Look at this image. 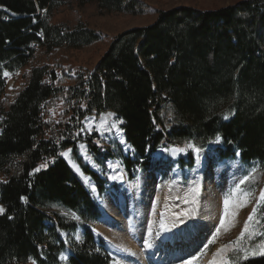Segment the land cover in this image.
<instances>
[{"label":"trees","instance_id":"1","mask_svg":"<svg viewBox=\"0 0 264 264\" xmlns=\"http://www.w3.org/2000/svg\"><path fill=\"white\" fill-rule=\"evenodd\" d=\"M149 11L142 0H0V264L114 261L93 230L100 205L61 155L70 149L98 192L107 190L79 156L88 115L123 121L133 158L97 135L88 145L101 166L120 160L129 179L150 171L162 147L189 141L206 148L217 136L219 159L239 153L243 164L264 170V0L159 9L151 25L116 34L90 74L73 68L69 52L103 39L91 27L95 14ZM6 72L16 75L15 98L6 94ZM241 264H264V256Z\"/></svg>","mask_w":264,"mask_h":264},{"label":"rangeland","instance_id":"2","mask_svg":"<svg viewBox=\"0 0 264 264\" xmlns=\"http://www.w3.org/2000/svg\"><path fill=\"white\" fill-rule=\"evenodd\" d=\"M142 1L151 7V11L139 15L95 14L90 19L91 27L102 29L103 39L92 46L69 52V61L76 71L84 74V76L90 74L107 50L110 40L116 34L131 28L151 25L157 17L155 11L159 9L193 6L202 11H211L227 7L241 0ZM93 8L92 5L87 6L86 12L91 14L94 11ZM6 73L8 74L5 75L7 81L6 94L15 98L18 90L15 85L16 75ZM173 112L170 104L166 105L162 112V115L167 117L168 123L173 117ZM121 121L114 113H105L99 117L86 116L81 121L82 128L79 133L82 135V141L78 143L79 156L84 164L107 181V191L100 195L98 191V194L94 192L92 186L95 189L96 187L93 181H91L92 186H89L83 179L86 186L93 190L94 197L103 214L102 219L93 224V230L98 238L102 237L105 240L107 248L113 254L114 261L111 264H155V261H161L163 264H184L185 261L192 260L193 257H199L195 264H206V261L213 259H231L234 264H241L245 261L242 259L244 253L237 251L233 242L237 241L240 236L248 216L259 200L260 192L264 190V173L256 174V172H264V170L258 169L259 164L252 162L250 165H245L242 163L239 154L235 159H219L216 149L221 145V139L219 143L216 140L213 141L207 148H200L193 142L183 141L171 147L160 148L155 155V163L152 169L150 171L139 169L136 175L129 179L121 161L110 158L105 166H101L95 160L88 145L89 139L97 135L99 139L105 141L114 153H117L116 151L120 148L124 155L133 158L134 149L126 142V138V145L122 144L120 139L121 131H123V121L122 123ZM2 122L3 118L0 116V135L3 132ZM101 125L103 126L101 127ZM95 141L98 143L99 140ZM189 144L195 145L196 148L200 149V152L197 154L187 147ZM174 147L185 149V151L173 154L171 149ZM104 153L105 150L102 151V154ZM191 154L194 159L192 165L190 164ZM64 158L80 170L79 165L72 158L71 151ZM180 158L185 160L186 167L180 166ZM200 161L206 166L204 179H201V171L197 169ZM44 164L42 163L40 166ZM253 170H255L254 179L242 186L245 191L252 192L251 203L247 207L239 209L238 216L231 228L222 230L216 241L210 243L216 228L219 227L220 219L223 217L224 196L229 194L245 175L253 174ZM202 177L204 176L202 175ZM89 179L91 180V178ZM194 187L201 189L198 205H193L190 202L189 190ZM165 192L170 196L168 197L170 215H179L181 224L186 229L193 226L200 229L195 242L192 244V249L185 252V257L177 263L168 258L175 248L162 242V239L167 236V230L164 223L159 221V214L166 200L163 198ZM120 197H123L125 204L118 203ZM156 198H158V203L155 202ZM131 212L134 213L133 218L130 216ZM170 215L168 214V218ZM117 216L120 223H112L113 217ZM257 217L260 219V223L254 224L253 227L257 233H264V205H261L257 210ZM130 218L133 220L130 221ZM132 222L135 225H132ZM75 239L82 240L80 231L76 234ZM260 241H264V236L256 234L251 239L246 237L239 247L252 248ZM170 248L172 249L167 256ZM186 248L188 249V247ZM221 249H225V251L220 258H217L216 253ZM70 254L71 252L68 251L62 256L63 258L61 257V260L65 261ZM260 256H249L248 259Z\"/></svg>","mask_w":264,"mask_h":264},{"label":"snow or ice","instance_id":"3","mask_svg":"<svg viewBox=\"0 0 264 264\" xmlns=\"http://www.w3.org/2000/svg\"><path fill=\"white\" fill-rule=\"evenodd\" d=\"M5 75H8L5 73ZM224 119H228V116L226 115ZM122 123V121H121ZM103 125H101L102 127ZM220 137H216V142H220ZM83 147V146H82ZM187 147L191 148L194 152L197 154L200 152L199 148H196L195 145L189 144ZM71 150L69 149L68 152ZM185 149L174 147L171 149V152L173 154L184 152ZM68 152L61 153V155H64L67 157ZM47 165H41L40 167H46ZM40 169L37 168L34 171H39ZM254 172L253 174L245 175L243 179L239 181V183L231 190L229 194H226L223 198V217L220 219L219 227L216 228L215 234L212 236V240L210 243L215 242L218 238L219 234L222 230H229L235 221V219L238 216V210L242 209L243 207H247L249 203H251L250 197L252 196L251 191H245L242 186L249 183L254 179ZM191 195L190 202L193 205H198V197L200 195L201 189L199 187H194L189 190ZM23 199V198H22ZM261 205H264V190H262L259 194V200L256 203V206L252 209V212L247 218V221L245 222L244 228L241 231L240 236L238 237L237 241L233 242L234 246H236L237 251L243 252L242 259H248L249 256H256L261 255L264 256V241H260L255 247L248 248L244 247L241 248L239 245L242 241L245 240V238L251 239L254 235L259 234L261 236H264V233H257L255 227H253L254 224H259L260 219L257 217V210L260 208ZM4 212L3 207H0V214ZM77 218L78 217H74ZM227 247V246H225ZM225 249H221L216 253L217 258H220L222 254L224 253ZM63 258V257H62ZM199 260V257H193L192 260L185 261L184 264H195L196 261ZM211 264H234V262L231 259H213L211 261Z\"/></svg>","mask_w":264,"mask_h":264},{"label":"bare ground","instance_id":"4","mask_svg":"<svg viewBox=\"0 0 264 264\" xmlns=\"http://www.w3.org/2000/svg\"><path fill=\"white\" fill-rule=\"evenodd\" d=\"M120 139L122 141V144L126 145L125 135H124L123 131H121ZM71 165L75 168V170L79 174H81L80 173L81 171L78 168H76L73 164H71ZM205 168H206L205 164H203L202 161H200L198 163L197 169L201 171V179L205 178V175H204ZM202 175L204 177H202ZM82 178L85 180L87 185L92 186V184H91L92 180H90L89 177L82 175ZM92 188H93L94 192L96 194H98L97 190L94 188V186H92ZM168 197H170V196L167 193L163 197L166 200H165V203L163 204V208L160 209L159 221H162L164 223V226L166 227V230H167L166 238L162 239L163 244L167 243L171 247L175 248V250L172 253H170L172 248H170L169 251L167 250L168 251L167 256L170 253L168 258L171 261H173L174 263H177L181 258L185 257V252H188L189 250L192 249V244L195 242V239L197 238V235L200 232V229L197 226H193L190 229H186L185 227L182 226V224H181L182 221H181V218H180L179 215H177V216L176 215L174 216L172 214L170 215V213H169L170 207L168 205ZM118 201H119L118 202L119 204L120 203L125 204V201L123 200V197L118 198ZM155 202L158 203V198H156ZM207 203H208V201H207ZM133 214L134 213H132V212L130 213L131 218H133L132 217ZM168 214L170 215L169 218H168ZM131 218H130V221L133 220ZM112 221H113L112 223H116V224L120 223V220H119L118 216L117 217H113ZM132 225H135V224L133 223ZM132 227L134 228L135 226H132ZM186 247H188V249ZM195 250H196V248H195ZM134 259H135V261H137L136 258H134ZM211 261L212 260L206 261V264H211ZM127 264H129V263H127ZM155 264H163V262L155 261Z\"/></svg>","mask_w":264,"mask_h":264}]
</instances>
